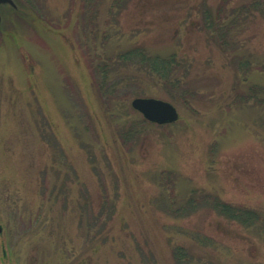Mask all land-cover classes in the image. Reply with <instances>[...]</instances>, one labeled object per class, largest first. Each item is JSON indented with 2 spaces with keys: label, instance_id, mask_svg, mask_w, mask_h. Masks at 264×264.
<instances>
[{
  "label": "rangeland",
  "instance_id": "rangeland-1",
  "mask_svg": "<svg viewBox=\"0 0 264 264\" xmlns=\"http://www.w3.org/2000/svg\"><path fill=\"white\" fill-rule=\"evenodd\" d=\"M125 1L0 2V264H176L172 246L194 244L192 230L199 255L264 264V229L152 202L173 208L196 189L264 213V0ZM224 1L233 26L207 29ZM132 46L173 58L180 85L123 70ZM136 96L170 101L178 119L125 138ZM85 198L101 233L79 226Z\"/></svg>",
  "mask_w": 264,
  "mask_h": 264
},
{
  "label": "trees",
  "instance_id": "trees-1",
  "mask_svg": "<svg viewBox=\"0 0 264 264\" xmlns=\"http://www.w3.org/2000/svg\"><path fill=\"white\" fill-rule=\"evenodd\" d=\"M125 2L126 1L124 0V6H123L124 8H125ZM220 3L221 5H223V8L222 6L220 7V10L218 11V13H216V16H214V13L209 11V9H207L208 11L207 10L205 11V13H207V16H205L204 24L207 29L215 30L214 28L215 25H218V26L221 25L220 20L227 18L228 15L231 14L227 12V9H226V5L228 2L224 1ZM117 7L121 8L120 6H117ZM224 7L226 11L224 10ZM227 19H228L226 21L227 24H224V25L228 27L229 29L233 26V21L229 20V18ZM107 60H110V56H107ZM118 61H121L122 63L127 62L126 64L123 65L125 67V69L123 70H127V68H129L130 64L128 63V61H130L132 63L140 64L143 67L142 69L145 70L144 72L147 73L148 75L156 74L158 77L162 78L163 80L167 79L166 81H168L169 85L173 86V88H176L175 86L180 85V81L177 78L170 79V76H172V73L176 71V67L173 65L175 60L171 57H166V56H162L160 54H155V53L151 54L146 49L142 48L141 46H135V47L132 46L128 50L124 51V53L118 54ZM109 67H110V64L103 63L101 67L102 71H99V73H102L103 82H105V79L108 77ZM108 88L104 89V91L109 92L110 89ZM109 99H111L110 96L107 97L102 103L106 111H113V103ZM106 100H109V102ZM144 122H147V121L144 120L142 117H140L136 123L129 124L128 127H126L127 123L124 125V127L121 126L120 130H122L121 131V133L123 134L122 136H125V138H129L132 135L134 136L133 129L137 130L136 126L137 125L141 126V124ZM166 177H169V176H166ZM167 199L168 197L163 198L160 196H155L154 198H152V202L154 204H157L161 211L166 212L168 215H171V217L173 218L187 217L198 210L206 209V210H210L211 212L216 213L217 215H220L221 217L227 220L235 221L241 224L242 226H245V227L254 226V228L257 230L264 229V213L263 212H260L258 210H254L252 208H248V207H245L239 204H232L230 202L222 200L219 196H217V194H214V193L204 192L202 190L198 191L196 189H193L189 192L187 197L183 198L173 208L171 207L172 204L166 201ZM87 200L88 199L85 198V202L82 206L85 208L81 209L78 215L79 226L82 223V221H85L87 223H90L88 225L89 227L94 226L101 233L102 227L105 224L104 222H100V220H98L99 219L98 216L97 217L94 216V220L91 214L89 217L87 216L88 215ZM100 208H101L99 211L100 216L103 215L106 217V219L109 220L112 217V214L114 212V208H113V205L111 204V201L107 200V198L104 197L103 199H101ZM86 219H88L90 222H88ZM85 231L87 234V230ZM78 233L81 234L79 229H78ZM182 234H184L186 237L191 239L192 240L191 242H194V244L192 243L191 246H186L183 244H175L172 246L171 253H172L174 261H176L175 262L176 264H182L181 261L184 258H187L188 262H190L191 260L194 261L195 264H207V263L208 264H221L218 261H213L212 257L205 256V255H199L195 253L196 251L193 248L191 249L192 246L195 247V246L201 245L197 243L199 239L201 238L198 230H192V231H187V232L184 231L182 232ZM93 236L95 235L93 234ZM93 236H92V240L90 241L94 242L96 241V238L95 237L93 238ZM107 239H108L107 237H104L102 242H105ZM203 258H204V261L207 263L201 262Z\"/></svg>",
  "mask_w": 264,
  "mask_h": 264
},
{
  "label": "water",
  "instance_id": "water-1",
  "mask_svg": "<svg viewBox=\"0 0 264 264\" xmlns=\"http://www.w3.org/2000/svg\"><path fill=\"white\" fill-rule=\"evenodd\" d=\"M131 107L142 117L159 125L170 124L178 119L176 107L168 100L151 96H136L130 100Z\"/></svg>",
  "mask_w": 264,
  "mask_h": 264
},
{
  "label": "flooded vegetation",
  "instance_id": "flooded-vegetation-1",
  "mask_svg": "<svg viewBox=\"0 0 264 264\" xmlns=\"http://www.w3.org/2000/svg\"><path fill=\"white\" fill-rule=\"evenodd\" d=\"M0 2H8V0H0ZM0 231H1V228H0ZM1 253H2V251H1ZM3 253H4V251H3ZM1 254V255H3L4 256V254Z\"/></svg>",
  "mask_w": 264,
  "mask_h": 264
}]
</instances>
